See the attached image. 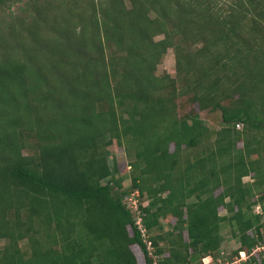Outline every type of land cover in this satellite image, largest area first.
Returning <instances> with one entry per match:
<instances>
[{
	"label": "trees",
	"instance_id": "1",
	"mask_svg": "<svg viewBox=\"0 0 264 264\" xmlns=\"http://www.w3.org/2000/svg\"><path fill=\"white\" fill-rule=\"evenodd\" d=\"M20 1L0 0V264H199L220 255L224 222L238 264H264V0H24L3 14ZM167 49L174 75L155 72ZM181 97L219 112L212 140L196 111L177 114ZM132 191L148 197L151 253Z\"/></svg>",
	"mask_w": 264,
	"mask_h": 264
},
{
	"label": "rangeland",
	"instance_id": "2",
	"mask_svg": "<svg viewBox=\"0 0 264 264\" xmlns=\"http://www.w3.org/2000/svg\"><path fill=\"white\" fill-rule=\"evenodd\" d=\"M23 3H24V0L17 2L15 4H12L7 10L5 9L3 11V14H6L8 12L17 13L18 9L23 5ZM164 71L169 73L170 75H174V62H173V55H172L171 49L166 50V52L163 54L160 62L156 66L155 72L157 74H160ZM189 109H193L194 111H196L198 113L199 117L205 122V124L207 125V127L209 129L208 139H206V140H212L214 137L213 132L215 130H217L218 126H219V121H220L219 112H217V111H199V110H197L196 105L189 102L185 97L178 98L177 107H176L177 114L180 116L181 114L188 111ZM237 145L239 146L240 142ZM106 149L108 151L107 163L111 164L112 160H115L116 165H117V172H116L115 176L121 177V182H120L121 187L124 189H127L130 185L131 170H130V167L128 165L127 158L124 154L123 147L117 145L114 141H112L110 144H108L106 146ZM23 152H25V150H23ZM241 180L243 182H250L251 181L249 176H244V177H242ZM132 192H134V191H132ZM128 196H129V194L127 195V197ZM133 198H135L136 201L139 200L142 205L146 204V202L148 200V197H146L145 195H143L141 197L139 195L138 196L133 195ZM123 200H124V202L127 201V199H125L124 197H123ZM253 211H259V207H256V209H255V207L253 206ZM218 212H219V214H224L225 211L223 209L219 208ZM170 222H173V218L169 219V216L161 219V223L163 224V229H161V232H163L165 230H169ZM229 229L230 228L226 224V222H224L220 225L219 232L222 236V241L220 243V250H221L220 255L214 257L213 260H210L208 257H203L199 261V264H204L203 262H207L206 264H217V263L223 264L222 257H225L226 260L232 259L234 261L236 256L231 255V252H232V250H234L237 247L238 244H237L236 240L229 237V234H230ZM157 232H160V231L156 230L155 233H157ZM183 237L185 240L186 239L185 234L183 235ZM1 243L2 242H0V244ZM159 244H161L162 247H164V248H167V245H168V244H166L165 240H162L161 243H159ZM261 245L263 246L264 243ZM20 247L22 249L23 248L27 249L26 242H22L20 244ZM263 249H264V247H263ZM240 255L241 254L238 252L237 256L240 257ZM152 256L155 259L157 258L153 254H152ZM163 256H166V252L163 253ZM141 258H142V255L140 253V259H139L140 262H141ZM235 264H238V263H235Z\"/></svg>",
	"mask_w": 264,
	"mask_h": 264
},
{
	"label": "built area",
	"instance_id": "3",
	"mask_svg": "<svg viewBox=\"0 0 264 264\" xmlns=\"http://www.w3.org/2000/svg\"><path fill=\"white\" fill-rule=\"evenodd\" d=\"M133 195H137V191H134V192L130 193L129 196L126 197V199H127V201H128V202H127V201H126V202H127L128 207H129L132 211H134V213H135V216H136V217H135V224H136V226H137V228H138V230H139V233H140V235H141V237H142V240H143V241L145 242V244H146V248H147L148 252L151 253L152 247H151V245H150L149 240L146 238L145 229L141 226V223H140V216H139V210H138L137 207H136V205H137V201H136L135 198H133ZM254 207H255V209H256V207H258V205H255ZM255 212H258V211H255ZM263 247H264V245H263V246H262V245H256V246L252 249V252H258V251L262 250ZM239 253L241 254L240 257H236V258L234 259L233 263H238L240 260H244V259L246 258V255L244 254V252L240 251ZM203 263L206 264L207 262H203ZM226 264H229V263H226Z\"/></svg>",
	"mask_w": 264,
	"mask_h": 264
}]
</instances>
